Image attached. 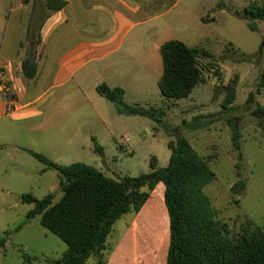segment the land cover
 Here are the masks:
<instances>
[{
	"label": "rangeland",
	"instance_id": "obj_1",
	"mask_svg": "<svg viewBox=\"0 0 264 264\" xmlns=\"http://www.w3.org/2000/svg\"><path fill=\"white\" fill-rule=\"evenodd\" d=\"M250 3L264 5V0H167L163 4L164 15L157 21L161 30L150 32L144 64L141 57L131 60L135 72L148 70L150 80L144 89L134 86L127 90L124 98L126 107L149 112L145 115H121L113 103L100 98L101 102L95 103L100 118L92 105L77 98L58 105L55 122L12 121L7 114L29 99L17 98L13 89L5 92L4 101L12 103L14 110L0 109V239H7L0 249V264H50L68 250L66 243L41 225L40 216L28 220L34 206L23 203V195L43 199L56 193L54 202L62 197L58 173L46 170L28 151L63 166L84 163L120 180L149 173L153 158L159 168H165L171 158L168 143L183 135L216 174L204 192L217 218L234 231L241 230L248 220L264 229V130L257 112V103L264 106V88L258 89L264 70V52L260 53L264 21L256 22L257 32L249 29L244 10ZM0 28L1 35L4 29ZM172 40L211 55L199 63L204 82L183 100L165 98L158 85L163 58L155 45ZM229 85L235 86V102L224 110V89ZM61 92L55 90L53 99ZM197 117H205V127L189 126ZM162 124L171 128L169 133ZM234 127L240 131V150L233 145ZM92 138L103 147L104 157L95 151ZM241 180L245 189L236 194L232 188ZM162 187L158 195L152 194L140 215L126 214L115 224L108 238L106 264L113 250L118 255L116 264H166L170 232L164 248L157 246L161 232L158 215L164 219V233L169 223ZM134 220L140 223V249L135 248ZM21 225L23 228L15 231ZM24 255L35 260L26 262ZM97 263L95 258L88 262Z\"/></svg>",
	"mask_w": 264,
	"mask_h": 264
},
{
	"label": "trees",
	"instance_id": "obj_2",
	"mask_svg": "<svg viewBox=\"0 0 264 264\" xmlns=\"http://www.w3.org/2000/svg\"><path fill=\"white\" fill-rule=\"evenodd\" d=\"M52 2V1H51ZM60 2L53 9H60ZM52 8V5L49 3ZM244 19L251 31L257 32V21H264V5L250 3L245 8ZM264 52V41L260 53ZM163 58V75L159 81L162 96L168 99L188 98L195 88L204 82L199 66L202 58L211 57L199 48H191L185 43L172 40L160 49ZM247 58L245 57V60ZM25 73L34 78L37 74L34 65L32 72L25 67ZM264 88V70L258 89ZM223 102L224 110H229L235 102V86L229 85ZM98 93L113 103L119 114L145 115L137 108L124 105L125 91L110 88L103 84ZM256 102V101H253ZM258 123L264 130V106L257 103ZM205 117H197L189 124L193 129L206 126ZM95 151L104 157V149L95 139ZM233 145L240 150V131L233 128ZM169 164L158 167V160H151V171L138 177L125 176L120 180L107 177L103 172L84 163L69 166L59 165L42 154L28 151L31 156L54 170L59 176V191L62 197L55 201L56 193L43 199L30 194L22 196V202L33 205L28 220L41 217V225L67 244L68 250L59 260L50 264H88L91 258L97 264H106L104 257L110 251L108 238L115 224L126 214H139L159 184L165 187L161 199L168 212V227L164 233V219L158 215L160 234L157 246L164 248L166 234L170 232V242L166 264H264V229L248 220L241 230L234 231L230 224L220 221L204 189L211 184L216 174L208 162L193 148L183 136L170 141ZM245 189L241 180L232 191L239 194ZM159 190L155 195H158ZM23 225L15 231H20ZM135 248L140 249V223L134 224ZM143 231L141 235H143ZM6 238L0 239V249L5 247ZM26 262L35 260L24 255Z\"/></svg>",
	"mask_w": 264,
	"mask_h": 264
},
{
	"label": "crops",
	"instance_id": "obj_3",
	"mask_svg": "<svg viewBox=\"0 0 264 264\" xmlns=\"http://www.w3.org/2000/svg\"><path fill=\"white\" fill-rule=\"evenodd\" d=\"M166 1L0 0L3 10L0 27L4 29L0 35V66L7 68L5 73L15 96L29 99L7 117L12 121L55 122L58 105L79 98L80 103L92 105L102 118L95 107L104 98L97 91L99 86L121 88L125 91L124 98L134 86L146 88L150 80L148 70L144 72L141 68L135 72L131 60L141 57L144 64L150 32L161 30L157 21L164 15L161 9ZM60 2L65 5L53 9ZM164 44L157 43L155 50L160 52ZM34 65L37 74L30 78L25 67L32 72ZM55 90L62 92L53 99ZM4 97L5 91L0 86V109L5 106L8 111L10 103ZM43 107H47L45 111ZM161 186L162 183L154 195ZM162 188L161 194L164 185ZM115 251L109 255L107 264H116Z\"/></svg>",
	"mask_w": 264,
	"mask_h": 264
},
{
	"label": "built area",
	"instance_id": "obj_4",
	"mask_svg": "<svg viewBox=\"0 0 264 264\" xmlns=\"http://www.w3.org/2000/svg\"><path fill=\"white\" fill-rule=\"evenodd\" d=\"M6 70L7 68L5 66H0V81L2 82L0 86L2 87L3 91L8 93L11 90V80H9V78L7 77V74L5 73ZM12 106L13 104L10 103V105L8 106V112H12L14 110Z\"/></svg>",
	"mask_w": 264,
	"mask_h": 264
},
{
	"label": "water",
	"instance_id": "obj_5",
	"mask_svg": "<svg viewBox=\"0 0 264 264\" xmlns=\"http://www.w3.org/2000/svg\"><path fill=\"white\" fill-rule=\"evenodd\" d=\"M163 128L165 129L166 133H169L170 132V127H168L167 125L165 124H162Z\"/></svg>",
	"mask_w": 264,
	"mask_h": 264
}]
</instances>
